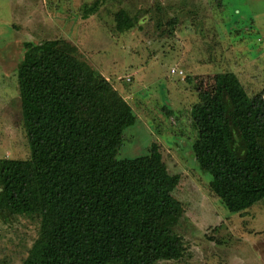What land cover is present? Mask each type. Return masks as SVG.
<instances>
[{"label": "trees", "instance_id": "obj_1", "mask_svg": "<svg viewBox=\"0 0 264 264\" xmlns=\"http://www.w3.org/2000/svg\"><path fill=\"white\" fill-rule=\"evenodd\" d=\"M126 16L116 14L118 30L132 27ZM227 75L196 88L192 152L211 192L237 214L264 200V93L250 97ZM17 82L30 155L0 160V220H39L23 264L180 260L185 242L173 231L184 212L173 196L180 178L156 144L147 156L116 159L135 118L112 85L84 61L36 51L19 63Z\"/></svg>", "mask_w": 264, "mask_h": 264}, {"label": "rangeland", "instance_id": "obj_2", "mask_svg": "<svg viewBox=\"0 0 264 264\" xmlns=\"http://www.w3.org/2000/svg\"><path fill=\"white\" fill-rule=\"evenodd\" d=\"M119 11L131 28L117 29ZM34 51L84 61L129 104L135 120L117 160L156 144L179 176L173 196L184 212L173 231L185 253L158 264H264V200L237 214L223 206L193 155L191 120L198 84L215 74L250 97L264 93V0H0V160L30 155L17 70ZM38 231L36 218L0 220V264H23Z\"/></svg>", "mask_w": 264, "mask_h": 264}, {"label": "built area", "instance_id": "obj_3", "mask_svg": "<svg viewBox=\"0 0 264 264\" xmlns=\"http://www.w3.org/2000/svg\"><path fill=\"white\" fill-rule=\"evenodd\" d=\"M174 72V71H173Z\"/></svg>", "mask_w": 264, "mask_h": 264}]
</instances>
